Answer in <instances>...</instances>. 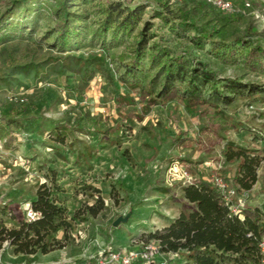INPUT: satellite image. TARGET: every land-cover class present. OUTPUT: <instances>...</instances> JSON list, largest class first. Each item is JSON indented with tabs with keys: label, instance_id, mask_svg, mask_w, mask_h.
<instances>
[{
	"label": "rangeland",
	"instance_id": "374dc122",
	"mask_svg": "<svg viewBox=\"0 0 264 264\" xmlns=\"http://www.w3.org/2000/svg\"><path fill=\"white\" fill-rule=\"evenodd\" d=\"M21 1L28 9H22ZM117 1L130 9L143 6L140 23L119 37L117 46L109 33L104 42L101 37L89 39L106 9ZM128 1L69 0V25L75 35L69 48L60 52L53 45L49 8L55 4L51 0H0V20L13 12L19 14L9 19L19 23L11 29L12 39L0 43V116L8 112L19 115L21 110L22 118L35 120L40 126L33 136L17 133L13 145H8L0 132V200L6 199L13 206L30 203L37 188L45 183L63 204L70 224L68 230L54 234L62 249L31 259L5 250L0 252V264H47L64 259L69 264H93L103 249L138 251L139 234L152 230L151 219L160 211L159 206L144 203L147 195H154L150 187L144 192L147 184L154 181L159 186L163 180V192L172 194L173 202L180 200L174 196L181 186L174 176L179 168L192 179L197 177L195 170L204 169L205 178L218 174L231 186L236 162L225 161L222 151L226 142L261 159L256 171L258 182L249 192L236 195L234 202L242 201L241 209L256 208L264 216V66L244 65L239 52L234 62L216 59L210 45L219 42L217 34L207 37L211 24L227 33L244 28L243 18L250 17L258 32L255 40L264 47V0H225L231 4L228 11L202 0ZM185 12L191 13L195 27L205 33L201 45L191 41L195 31L185 26L187 21L181 16ZM144 21L152 24L151 42L165 47L169 54L188 53L194 63L204 64L218 79L237 80L253 87L258 95L245 98L227 93L228 102H219L218 112L208 110L202 115L200 109L188 114L178 100L143 107L136 91L120 82L123 69L115 70L132 58L133 42ZM66 55L83 59L100 55L110 74L96 72L82 77L62 69L59 62ZM29 64L34 69L28 74L16 68ZM19 100L24 108L17 106ZM57 135L64 139L62 146ZM27 143L34 147L31 158L26 157ZM95 187L101 189L105 207L97 217H89L85 210L95 205ZM135 190L137 199L133 197ZM125 216V223L112 227L116 218ZM119 236L126 237L123 248L117 247Z\"/></svg>",
	"mask_w": 264,
	"mask_h": 264
},
{
	"label": "trees",
	"instance_id": "16d2710c",
	"mask_svg": "<svg viewBox=\"0 0 264 264\" xmlns=\"http://www.w3.org/2000/svg\"><path fill=\"white\" fill-rule=\"evenodd\" d=\"M68 1L51 0L55 6L49 8L53 21L51 28L54 34L53 45L60 52L69 48V41L75 35V30L69 25ZM20 4L22 9H28V5L23 1ZM161 5L170 12L167 3ZM32 7L38 10L35 5ZM143 10V6L130 9L117 1L106 9L104 19L89 39L96 40L101 37L104 42L109 33L110 39L115 41L117 46L119 37L131 33L140 23ZM18 15L13 12L9 18L0 20V43L12 39V30L19 23H11L9 19ZM181 16L187 21L185 26L195 31L191 41L201 45L206 38L205 33H201L195 27L190 12H185ZM242 22L244 28L227 33L222 29L216 30L215 24H211L207 37L215 33L219 42H212L210 51L222 62H234L235 54L239 52L244 65L260 68L264 66V47L255 40L258 36L256 26L250 17H244ZM151 28L150 22L142 23L133 42L132 58L126 63H121L115 70L118 73L123 69L118 76L120 82L128 90L136 91L137 101L143 107L178 100L188 114L200 109L202 115L208 110L218 112L217 104L228 102L227 93L245 98L258 95L253 87L243 86L237 80L218 79L205 68L204 64L194 63L188 53L169 54L165 47H161L157 42H151L154 38L150 33ZM80 42H83V39H80ZM59 64L60 68L76 71L82 77H91L96 72L110 74L104 58L100 55L89 59L66 55L60 59ZM16 68L24 74L34 69L31 64ZM17 106L24 108L23 103L19 101ZM17 113L19 115L8 112L5 116H0V132L8 145H13L17 141V133L33 136L40 129L37 121L21 117L23 111L19 110ZM108 134L109 132H106V135ZM56 139L59 146H62L64 143L62 136L57 135ZM28 143L24 145V149L26 157L31 158L34 147ZM222 155L226 162H236L235 174L230 180L236 194L249 192L258 182L259 175L256 171L261 159L231 142H226ZM200 175L192 180L191 185L181 188L185 204H182L180 215L161 230L141 233L138 242L157 244L159 255L163 256L167 264H264V250L260 248V244L264 242L262 213L256 208H240L236 214H231L228 205L223 201V193L208 180L210 175L207 178H203V174ZM222 179L227 183V179ZM95 192L97 193L95 205L88 206L85 210L89 217H97L105 207L100 190L96 189ZM29 204L34 212L39 213V217L33 222L25 219L20 204L13 206L6 199L0 200L1 253L10 250L14 256L22 255L27 258L47 255L63 248L62 243L54 237L60 229L70 228L64 208L61 206L63 204L54 198L52 190L47 188L45 183L37 188ZM8 224L13 226L8 228ZM160 259L159 256L156 261Z\"/></svg>",
	"mask_w": 264,
	"mask_h": 264
},
{
	"label": "built area",
	"instance_id": "2783aa9c",
	"mask_svg": "<svg viewBox=\"0 0 264 264\" xmlns=\"http://www.w3.org/2000/svg\"><path fill=\"white\" fill-rule=\"evenodd\" d=\"M174 2V0H171ZM181 1V0H176ZM211 6L219 8L222 11H228L231 9V4L225 0H202ZM19 103H23L22 100H19ZM175 176L182 187H186L191 185L192 177L189 173L179 168L178 173ZM208 180L212 183V185L219 191L223 193V201L226 205H228L230 213L236 214L237 211L243 206L242 201L234 202L236 197L235 190L229 186L221 177L217 174H212L209 176ZM20 208L24 212L25 219L28 222H33L39 217V213L34 212L31 209L29 203H22L20 204ZM260 248L264 250V242L260 244ZM158 245L155 243L150 244H141V248L138 251L132 250H112L110 248L103 249L102 254L100 257L94 260L93 264H135L139 262L140 264H148V263H155V264H167L166 261L163 259V256L159 255L158 252ZM160 256V261H156L157 258ZM47 264H69L68 262L56 261Z\"/></svg>",
	"mask_w": 264,
	"mask_h": 264
},
{
	"label": "crops",
	"instance_id": "0c3cea01",
	"mask_svg": "<svg viewBox=\"0 0 264 264\" xmlns=\"http://www.w3.org/2000/svg\"><path fill=\"white\" fill-rule=\"evenodd\" d=\"M122 160H124L125 162L127 161V159H125L124 157ZM203 170H195V171H198L197 175H200V174L202 175L203 173H205V170L204 171ZM158 177H159V174H157L155 176V180L158 179ZM202 177L205 178L204 175H202ZM162 179L163 178L161 176V180ZM153 182H152V184H150L151 186L149 184H147V186L144 188V192L147 191V189L150 187V189L154 190V195H147V197H145L146 202H144V203H146L147 207H153V206L157 205V206H159L160 211L157 213L158 215H155L153 217V219H151L152 220V227H153L152 230H143L141 233L163 229L164 227H166L170 223V221L176 219L180 215L181 210H182V204H185V201L182 199V190H181L182 187L181 186L178 187L179 191L177 192V194L174 195V196L180 197V200L173 202V201H171L172 198H170V197H172V194L163 192V191H166L165 182H163V180H162V182L159 184V186L158 185L155 186V182H154V184H153ZM162 187H164V188H162ZM95 189H99L101 191L100 188L95 187ZM132 192L135 194V195H133V197L135 196L134 198L137 199L139 197V194L136 193L137 191L135 190ZM141 195H142V193H141ZM129 196L131 197L132 195H129ZM169 198H170V200H169ZM151 199H154V200H151ZM156 199H159V200H157V202H156ZM125 236H123V237L119 236L120 238L118 241L119 243H117L118 244L117 247H122V248L125 247L124 246L125 239H126ZM31 258H32V256L27 257L25 259H31ZM64 261H66V259H64Z\"/></svg>",
	"mask_w": 264,
	"mask_h": 264
},
{
	"label": "water",
	"instance_id": "95a60500",
	"mask_svg": "<svg viewBox=\"0 0 264 264\" xmlns=\"http://www.w3.org/2000/svg\"><path fill=\"white\" fill-rule=\"evenodd\" d=\"M127 221V216L125 217H118L112 222V227H116L120 223H125Z\"/></svg>",
	"mask_w": 264,
	"mask_h": 264
}]
</instances>
